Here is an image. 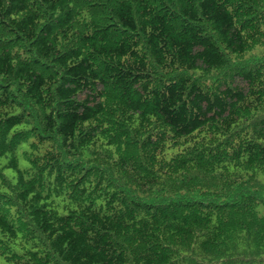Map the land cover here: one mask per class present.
Segmentation results:
<instances>
[{
    "label": "trees",
    "instance_id": "16d2710c",
    "mask_svg": "<svg viewBox=\"0 0 264 264\" xmlns=\"http://www.w3.org/2000/svg\"><path fill=\"white\" fill-rule=\"evenodd\" d=\"M4 263L264 264V0H0Z\"/></svg>",
    "mask_w": 264,
    "mask_h": 264
},
{
    "label": "rangeland",
    "instance_id": "374dc122",
    "mask_svg": "<svg viewBox=\"0 0 264 264\" xmlns=\"http://www.w3.org/2000/svg\"><path fill=\"white\" fill-rule=\"evenodd\" d=\"M3 161H5V160H3ZM4 171H5V173H6L8 176H10V177H15V173H14V171H13L12 169H10V168H5ZM4 264H6V263H4Z\"/></svg>",
    "mask_w": 264,
    "mask_h": 264
}]
</instances>
